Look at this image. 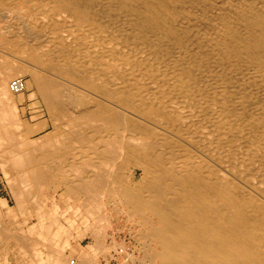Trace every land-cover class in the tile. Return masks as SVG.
<instances>
[{"label":"bare ground","instance_id":"obj_1","mask_svg":"<svg viewBox=\"0 0 264 264\" xmlns=\"http://www.w3.org/2000/svg\"><path fill=\"white\" fill-rule=\"evenodd\" d=\"M0 47L62 128L20 131L7 83L30 71L3 64L2 243L31 264H264V0H0Z\"/></svg>","mask_w":264,"mask_h":264},{"label":"rangeland","instance_id":"obj_2","mask_svg":"<svg viewBox=\"0 0 264 264\" xmlns=\"http://www.w3.org/2000/svg\"><path fill=\"white\" fill-rule=\"evenodd\" d=\"M7 49V50H6ZM6 56V57H5ZM20 57V58H19ZM7 60V61H6ZM27 61V62H25ZM31 62L30 60H28L25 56H22V55H19L17 54L14 50L12 51L10 48H7V47H0V85H2L1 83L4 81V75L2 74L1 72V69L3 68V64L4 65H7V64H11V65H26L28 66V70L30 71V73H27V72H22L18 75H12L9 77L8 79V83H7V86H8V89H9V84L10 82L12 83L14 80L17 79H21V82L23 83L24 85V91L21 93H12L11 91V94L14 98L15 101H19L18 103L16 102V105H17V110H18V116L19 118L22 116V118H20L22 120V123H23V127L21 126L20 128V131L21 132H25L26 128L28 127H37L39 130L38 132H28L26 133V135L28 136L29 139H38L40 137H44V136H52L54 134L56 135H59L60 133H62V128L60 127L59 124L56 125V123H54V120H52V117L49 113V109H48V106L46 105L47 102L45 101V99L42 97V95L40 94V92L38 91V88H37V85L34 84L36 83L35 81V78L33 77L32 73L31 72H34L36 69L35 67H33L32 63H29ZM3 76V77H2ZM21 77V78H20ZM14 79V80H13ZM28 82V84H27ZM29 87H28V86ZM31 87V88H30ZM35 88V89H34ZM10 90V89H9ZM35 90V91H34ZM31 93V94H30ZM30 95L32 97H29ZM37 95V96H36ZM36 97V98H35ZM23 104H22V103ZM25 103V104H24ZM24 107V108H23ZM22 112V113H21ZM32 112V113H31ZM43 112V113H42ZM50 116V117H49ZM27 120V121H25ZM52 120V121H51ZM29 123V124H27ZM37 123V124H36ZM39 123V124H38ZM47 124V125H46ZM43 128V129H42ZM50 131V132H49ZM52 131V132H51ZM20 133V132H19ZM31 133V134H30ZM1 168V167H0ZM14 175V174H13ZM136 179H139V175L137 174L136 176ZM9 185V186H8ZM11 185L10 183L8 182L7 183V179L6 177L4 176V173L2 172V170L0 169V200L3 198V199H8L9 202H10V205L11 206H14V200H13V197H12V194H11V190L10 188ZM47 196L49 197L48 199H46L45 203L46 205H48V207L50 206L53 207L54 206V203L55 202H58L59 206H61L62 208L64 207V199L62 197H60L59 195L58 196H54L53 197V193L50 191L47 193ZM51 198V199H50ZM60 198V199H59ZM53 199V200H52ZM63 199V200H62ZM56 200V201H55ZM59 200V201H58ZM1 203V202H0ZM31 204V208L34 206V203H30ZM62 204V205H61ZM33 205V206H32ZM34 208V207H33ZM0 213H4V207L0 204ZM35 211V210H34ZM63 211V210H61ZM70 214V213H69ZM24 216V217H23ZM10 219L8 218H5L4 220H11V221H15L14 223L18 224V226H21L20 228H24V232L27 233V225L29 226L30 224L34 225V223L38 222L37 221V218L36 217H33L31 218V216L27 219V223L25 222V215L21 214V212L19 213L18 211H15V216H9ZM24 218V219H23ZM14 219V220H13ZM23 219V220H22ZM115 219L113 218V226H112V229H108L106 230V232L108 233V235H114L116 237V240H118L117 242H122L124 241L125 245L130 249L129 251H132L133 248L135 247L136 249L139 248V244L136 243L134 241V237H132V235H130V233L127 231V228L124 227L125 224L126 226H130V225H127V223L124 222L123 219H121V221H114ZM19 222H20V225H19ZM23 222H25V224H23ZM29 222V223H28ZM34 222V223H33ZM125 223V224H124ZM27 224V225H26ZM24 225V226H23ZM16 225V227H18ZM119 227V228H118ZM121 227V228H120ZM118 228V229H117ZM116 229V231L114 230ZM120 229V230H119ZM112 230V231H111ZM115 231V232H114ZM127 231V232H126ZM105 232V233H106ZM1 237V236H0ZM71 237V235H70ZM65 238V236L63 237ZM110 238V237H108ZM107 238V239H108ZM130 238V239H129ZM2 240H3V237H1V242H0V250L1 252H4V253H0V264H31V260L32 257L30 255H27V258H25V256H23L22 253H19V248L16 247V243L14 242L13 239L7 241L6 243H2ZM71 240V239H70ZM13 241V242H12ZM92 241V239L90 237H85L83 240H82V245L83 246H86L88 245L90 242ZM111 241V240H110ZM11 242V243H10ZM134 242V243H133ZM4 244H5V247H4ZM73 245L75 244L74 242L72 243ZM15 245V246H14ZM9 246V249L11 250V247H13L10 252L9 250H7ZM134 246V247H133ZM6 248V249H5ZM74 249L77 250V248L75 247L74 245ZM105 250V249H104ZM6 251H8V256L6 257V259H4L5 257V254H6ZM13 251V253H12ZM17 251V252H16ZM107 251V250H106ZM105 251V252H106ZM70 252V251H68ZM101 253L100 252H97L95 255L96 258H95V261L97 264H125V263H131V258L126 259L128 260L127 262L125 261V258L124 256H121V255H116L115 258L113 257H110L109 255H107L106 253ZM137 252H140L139 250ZM100 253V254H99ZM2 254V255H1ZM20 254V255H19ZM103 256H102V255ZM115 254V253H114ZM15 255V257H14ZM140 256L139 253H137V256ZM23 258H22V257ZM99 257V259H97ZM17 258V259H16ZM29 260V261H28ZM6 263H5V262ZM20 261V262H19ZM25 261V262H24ZM123 261V262H122ZM17 262V263H16ZM19 262V263H18ZM24 262V263H23ZM136 263V262H135Z\"/></svg>","mask_w":264,"mask_h":264},{"label":"built area","instance_id":"obj_3","mask_svg":"<svg viewBox=\"0 0 264 264\" xmlns=\"http://www.w3.org/2000/svg\"><path fill=\"white\" fill-rule=\"evenodd\" d=\"M20 85L23 86L22 82L16 79L11 83V89L17 91L22 88Z\"/></svg>","mask_w":264,"mask_h":264}]
</instances>
